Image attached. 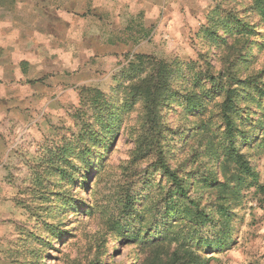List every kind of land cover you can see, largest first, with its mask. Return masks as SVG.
Here are the masks:
<instances>
[{"label":"rangeland","instance_id":"1","mask_svg":"<svg viewBox=\"0 0 264 264\" xmlns=\"http://www.w3.org/2000/svg\"><path fill=\"white\" fill-rule=\"evenodd\" d=\"M160 10L156 29H141L136 19L156 45L152 57L94 62L83 81L50 102L29 145L16 151L6 180L12 190L0 193L16 209L2 264H264L263 9L254 0H189L175 4L168 21ZM219 18L225 27H215ZM159 65L170 72L167 102L148 118L143 100L129 99ZM89 90L117 115L92 118L102 142L90 157L75 152L64 161L73 172L81 167L71 183L52 166L80 134L77 111ZM236 151L255 174L243 176L240 190L228 173L237 170L227 155ZM165 164L187 197L177 195ZM192 202L210 228L193 219ZM50 225L61 235L56 242ZM211 229L225 245L201 243L215 237Z\"/></svg>","mask_w":264,"mask_h":264},{"label":"crops","instance_id":"2","mask_svg":"<svg viewBox=\"0 0 264 264\" xmlns=\"http://www.w3.org/2000/svg\"><path fill=\"white\" fill-rule=\"evenodd\" d=\"M188 1L9 0L0 8V193L12 190L10 164L50 102L83 81L94 62L155 50L136 19L141 29H156L160 6L168 21L175 4ZM15 215L12 201L0 202V264Z\"/></svg>","mask_w":264,"mask_h":264},{"label":"trees","instance_id":"3","mask_svg":"<svg viewBox=\"0 0 264 264\" xmlns=\"http://www.w3.org/2000/svg\"><path fill=\"white\" fill-rule=\"evenodd\" d=\"M9 0H0V6L6 5V3ZM256 1V5L259 4V7L263 9L264 12V0H254ZM4 3V4H3ZM3 4V5H2ZM215 14V13H213ZM225 27L226 22H223L220 18L217 19V23L215 20V27ZM2 54V50L0 48V56ZM152 56L145 55V54H137L135 55V60H145ZM169 78H170V72L166 65H159V68H157L156 71L153 72V74L144 81L140 86H137L135 90H133V93L131 95V98L129 101L136 102L138 99L143 100L145 106L147 107V114L148 118L152 117L154 118L156 116V113L158 109L167 102V95L169 91ZM86 90V89H85ZM82 96V108L77 111L78 117L77 121L81 127L80 134L78 137L71 141L63 144L62 147L59 148L57 154L55 155V158H57L54 161V166H52L53 169L57 170L58 172H61V175L63 178L66 177V173L68 172L69 181L71 183H74L77 180V175L80 174L81 167H78L77 172H73L72 168H64L63 163L64 161L68 163L69 158L73 157L75 152L82 153L84 157H90V154L92 153L94 148L99 145V143L102 142V140L99 139V133L95 132L93 130V124H92V118L95 120L104 119L106 116L110 115V117H115L117 113H115L112 108L110 107L112 104H110L107 100H105L103 97H100L98 93L89 90L88 92H85ZM234 96L235 92L230 90L228 93V97L224 103V111L226 114L233 110V103H234ZM192 108H196V106H192ZM227 122L229 127L232 125V120L230 116H226ZM232 135V129H229L228 131ZM233 139L235 135H232ZM145 139H148L145 137ZM232 159V165L237 170H230L229 169V180L234 183L237 181V185L235 188H232V190H240L244 183V177L245 175H249L255 178V174L252 171L251 167L248 165L247 161L244 159V156L239 154L236 151V155L234 159ZM227 155L225 157H227ZM226 166V164H225ZM161 170L171 179L177 186L178 189L176 191L177 195H182L187 197V190H185V187L183 186V181L179 178L178 174L174 171H172L166 164L162 165ZM72 169V172L71 170ZM216 190H221V188H216ZM220 195H224L226 198L229 199V194H225L222 191H220ZM219 205H223L221 202H218ZM192 215L193 219L196 221H199V225L205 228H210L208 226L210 220L209 215L204 213L200 208L197 202H192ZM225 213L224 215H226ZM49 228H53L51 230L52 237L55 239V242L61 238V235L56 232L57 227L54 225H50ZM212 236L215 235V237H203L200 238L201 243L205 244L207 246H210L212 249H216L219 244L225 245V242L227 241L226 238L220 236L219 233L216 232L215 229H211ZM209 235V234H208ZM190 259H193V257H190ZM186 264H191V262H186Z\"/></svg>","mask_w":264,"mask_h":264}]
</instances>
